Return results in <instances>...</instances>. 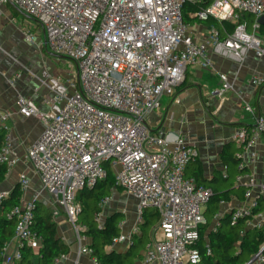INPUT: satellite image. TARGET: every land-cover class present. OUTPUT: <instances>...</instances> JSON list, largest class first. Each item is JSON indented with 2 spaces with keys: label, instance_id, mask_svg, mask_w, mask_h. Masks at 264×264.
I'll use <instances>...</instances> for the list:
<instances>
[{
  "label": "built area",
  "instance_id": "2783aa9c",
  "mask_svg": "<svg viewBox=\"0 0 264 264\" xmlns=\"http://www.w3.org/2000/svg\"><path fill=\"white\" fill-rule=\"evenodd\" d=\"M6 4L33 18L43 31L45 48L69 60L74 71L67 78L70 91L52 88V97L43 99L54 108L40 110L24 95L17 97L19 113L37 118L44 126L26 151L41 187L35 197L12 208L15 227L2 248L0 264H15L22 257V246L35 248L40 241L32 229L33 209L44 192L74 225L78 254L92 256L88 237L77 225L78 193L106 178L109 170L114 173V184L138 199L139 216L138 224L121 232L113 244L131 245L144 210L151 207L159 214V224L145 244V262L200 264L202 253L196 243L213 189L186 173L199 155L197 148L183 136L170 142L162 133L153 132L147 118L160 107L164 95L176 93L189 65L209 66L212 55L238 64L251 51L264 57V22L259 20L264 16V0H0V12ZM188 5L197 6L187 10L190 19L215 18L231 22L233 29L208 23L207 33L196 37L184 16ZM23 36L29 42L35 37L31 30H24ZM21 75L15 73L9 83L13 85ZM220 78L222 89H229L226 75ZM252 82L261 86L264 77L254 74ZM247 109L253 125L237 126L232 139L255 157L254 147L264 136V116L250 105ZM10 118L9 111L0 115L4 133L0 164L8 172L18 162ZM238 156L243 169L247 161L244 154ZM236 180L245 186L246 203L232 209V220L253 217V223L263 227L264 213L252 211L258 205L256 195L264 193V182L243 171ZM19 185L28 191L27 173L20 174ZM9 194L0 190V208ZM109 199L103 198L101 204ZM14 241L16 246L10 251ZM263 247L246 264H264ZM206 251L211 253L208 244ZM61 257L53 264H59Z\"/></svg>",
  "mask_w": 264,
  "mask_h": 264
},
{
  "label": "crops",
  "instance_id": "0c3cea01",
  "mask_svg": "<svg viewBox=\"0 0 264 264\" xmlns=\"http://www.w3.org/2000/svg\"><path fill=\"white\" fill-rule=\"evenodd\" d=\"M4 7L6 8L3 11L11 7L16 8L12 4H6ZM193 23L196 25V29L191 33L196 37L207 33V24L203 21L195 20ZM38 28L40 37H36L37 32H34L33 42L26 41L24 38L26 42H35L34 51L40 54V57L37 56L39 58L38 66L33 67L32 70L8 60L6 62L0 46L2 70L0 73V115L7 111L11 114L8 125L18 159L17 164L7 173L6 179L0 183V189L11 186L12 190L15 185L19 184L20 174L27 173L31 179V185L28 191L24 193V197L20 199L21 203L35 197L41 187L38 174L27 161L26 151L27 147L38 139L44 126L37 118L26 117L19 113L16 106L17 97L20 94L24 95L40 110L54 108L52 104H45L43 99L52 97V88L70 91L67 78L74 71V69H63L61 64H65L66 59L50 53L45 48L43 31L40 26ZM42 52L48 59L42 57ZM49 56H54L56 60ZM17 72H21L22 75L11 85L8 79ZM220 74L226 75L227 81L231 85L229 89H222ZM254 74L264 77V57H258L253 51L248 53L243 64L212 55V63L209 66H202L198 63L189 65L181 89L177 90L174 95H164L160 107L148 116L147 123L153 132L162 133L170 142H174L178 136H183L187 142L197 148L199 153L197 160L188 165L186 173L188 176L194 177L198 183L213 179L221 172L224 173V169L226 173L228 162L225 161V156L228 153L235 156L244 154V161L247 163L243 172L253 175L258 181L264 182V136L254 147L256 150L255 157L249 152H244L242 147L232 139V134L237 126L246 125L250 127L253 125V115L247 109L248 105L254 108L257 114L264 116V84L255 86L252 82ZM58 76H61V80L57 79ZM228 167L230 171L229 182L238 185L236 177L240 173L239 167L234 163H229ZM117 187L119 186H114V188ZM223 189L228 190L227 200L220 201L215 209L211 207L210 202L205 207V215L211 220V223H214L213 226L216 225L221 215L231 214L234 207L246 203L244 191L238 192L236 189L227 187ZM256 197H261L258 211L264 213V193L256 195ZM40 200L51 207L53 217L57 222V234L69 245L68 252L62 255L59 264H95L92 256L78 254L79 246L76 242V235L73 233L64 209L54 205L45 192L40 196ZM136 200L138 202L137 198ZM105 205H102V208ZM115 211L124 215L120 222L121 232L130 231L133 227L128 229L123 224L124 219L128 218L132 209L130 207L122 210L115 209L107 213L106 216ZM253 220V217L247 219L246 225L260 227L255 225ZM158 224L159 220L155 226L147 231L144 242L139 245L140 254L136 258L135 264H147L144 257V247L153 228L157 227ZM140 233L141 228L138 235ZM86 243L89 245V238ZM206 243L209 245L208 242ZM125 244V242L112 243V247L118 251H125L131 247L128 244L127 247L123 248ZM39 245L40 241H37L34 249H37ZM15 246L16 242L14 241L9 250L12 251ZM76 260H78L77 263Z\"/></svg>",
  "mask_w": 264,
  "mask_h": 264
},
{
  "label": "trees",
  "instance_id": "16d2710c",
  "mask_svg": "<svg viewBox=\"0 0 264 264\" xmlns=\"http://www.w3.org/2000/svg\"><path fill=\"white\" fill-rule=\"evenodd\" d=\"M195 8H197L196 5H188L185 8L184 16L190 23L195 22V20L187 16V10ZM244 16L249 18L248 14ZM203 22L215 24L220 28L224 26L226 31L233 29L231 22L221 23L215 18H208ZM181 87L180 85L177 90ZM3 137V131H0V146ZM225 158L228 166L229 163H234L239 167L240 156L228 153ZM196 160L191 163L196 162ZM228 166L225 174L221 172L213 179L202 182L213 189L210 205L214 209L218 207L217 204L220 201L227 200L228 190L223 189L224 187L236 189L238 192L245 191L243 184L235 185L229 182L230 171ZM244 168H238V171H244ZM7 173V167L0 164V183L6 179ZM114 186L113 172L109 170L107 177L97 182L92 188H84L79 191L78 200L81 204V210L78 223L81 231L90 239L89 245L93 249L92 257L95 258L96 264H135V260L140 254L138 247L144 242L147 231L157 224L159 214L151 207L145 209L140 222V235L137 234L133 237L130 248L125 251H118L112 247V243L114 238L121 233L120 222L124 216L123 213L115 211L107 215L102 222L98 221L97 218L102 211V199L111 196ZM21 193L20 185H15L10 194L3 200L0 208V260L3 246L13 235L15 219L10 215V212L15 205L19 204ZM260 200L261 197L258 198V205L253 208L252 213L258 211ZM33 213L32 229L40 239V245L37 249L30 245L22 246V257L15 264H53L56 257L68 252L69 245L57 234V222L53 217L51 207L43 201L37 200ZM247 219L240 218L233 221L229 213L221 215L216 225L213 226L214 223H211V220L207 218L206 222L202 224L201 237L196 243L202 253L201 264H244L257 253L264 243V226H248L246 225ZM206 242L209 243L210 254L206 251Z\"/></svg>",
  "mask_w": 264,
  "mask_h": 264
},
{
  "label": "rangeland",
  "instance_id": "374dc122",
  "mask_svg": "<svg viewBox=\"0 0 264 264\" xmlns=\"http://www.w3.org/2000/svg\"><path fill=\"white\" fill-rule=\"evenodd\" d=\"M6 7H3L2 11L0 12V46L2 47L4 60L6 62L8 60L12 63H17L21 67L28 69L30 68L29 70H32L33 67L38 66L39 58H37V56L40 57V54L35 53L34 51L36 48L35 42L29 43L24 40L23 31L31 30L33 32H37L36 37H40V33L38 32L39 26L33 18L27 16L17 8L11 7L7 8L6 11H3ZM191 25V32L193 33L196 29V25H194V23H191ZM42 54V57L48 59L43 52ZM49 57L56 60L54 56ZM61 66L63 67V69L73 70L71 63L67 59L65 61V64L62 63ZM0 190L11 191V186L9 188H2ZM24 193L25 192L22 191L20 198L24 197ZM19 203H21V201ZM126 207H130V209H132V212L130 215H128V218L124 219L126 223L124 222L123 224L129 229L131 227H135L136 224H138V202L134 196L128 195L124 189L119 187L113 188L112 195L108 203L103 206L102 211L97 216L98 221L102 222L107 213L115 209L122 210ZM77 225H79V223H77ZM71 228L73 230V233L75 234L76 232L74 229V225L72 226L71 224ZM127 245L128 243L123 245V248L127 247Z\"/></svg>",
  "mask_w": 264,
  "mask_h": 264
},
{
  "label": "water",
  "instance_id": "95a60500",
  "mask_svg": "<svg viewBox=\"0 0 264 264\" xmlns=\"http://www.w3.org/2000/svg\"><path fill=\"white\" fill-rule=\"evenodd\" d=\"M259 20H260V22H262V23H263V22H264V16L260 17V19H259ZM241 171H242V170H241ZM147 208H150V207H147ZM147 208H146V209H147ZM263 250H264V247H263Z\"/></svg>",
  "mask_w": 264,
  "mask_h": 264
}]
</instances>
